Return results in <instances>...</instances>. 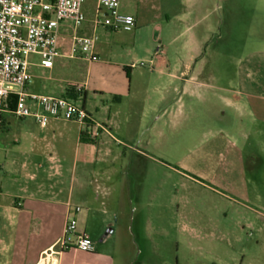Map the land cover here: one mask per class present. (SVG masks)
Returning <instances> with one entry per match:
<instances>
[{"label":"rangeland","instance_id":"obj_1","mask_svg":"<svg viewBox=\"0 0 264 264\" xmlns=\"http://www.w3.org/2000/svg\"><path fill=\"white\" fill-rule=\"evenodd\" d=\"M95 5L94 0H88L84 7L93 14ZM138 6V0L121 1L124 14H136ZM153 7L176 23L173 15L180 0H152L143 14L148 22ZM231 10L230 36L213 47L215 58H220L210 63L218 75L210 83L231 88L246 82L248 89H254L264 85V0H232ZM92 34L97 37L99 60L128 66L135 62L137 71L146 69L148 64L139 62L147 63L144 60L151 48L158 46L151 23L137 30L135 38L133 31L114 30L109 23L98 25ZM166 42L162 40L168 46ZM72 61L86 69L83 61ZM31 68L38 70L35 65ZM244 70L253 76L245 77ZM62 71L56 70L51 79L47 73L41 74L45 77H34L33 83L63 84L79 78ZM221 92L203 88L192 108L184 98L186 106L181 112L173 107L160 120L153 116L162 110L148 108L156 98L154 93L145 99H125L119 106L114 129L119 142L113 143L123 154L114 166L124 168V174L115 180L110 200L123 206L110 207L117 210L110 221L117 232L107 238L106 245L101 237H90L101 246L99 251L106 249L113 264H239L242 244L236 234L246 231L255 241L264 231V215H258L256 226L250 227L246 218L255 216L245 207L246 202H257L264 214V206L259 205L261 198L264 202V131L258 133V129L264 130V122L252 121L251 116L239 119L235 110L221 101ZM259 114L264 117V110ZM245 123L250 133L246 139L241 133ZM24 128L27 126L20 120H13L4 145L8 152L24 149ZM136 149L147 156H140ZM12 160L6 159L0 148V165ZM210 249L216 252L214 261Z\"/></svg>","mask_w":264,"mask_h":264},{"label":"crops","instance_id":"obj_2","mask_svg":"<svg viewBox=\"0 0 264 264\" xmlns=\"http://www.w3.org/2000/svg\"><path fill=\"white\" fill-rule=\"evenodd\" d=\"M138 1L137 13H127L136 17L133 36H137V30L144 24L151 23L153 41L158 43L144 60L148 64L146 69L137 71L138 63L135 62L128 66L101 60L90 62L82 57H58L51 69L38 65H35L38 70L31 68L33 78L45 77L47 73L46 77L51 79L56 70L79 77L63 84L46 85L43 82L38 86L32 78L29 88L37 93L64 96L82 105L93 121L103 126L97 139L82 140L84 126L74 120L52 118L46 127H42L33 117L4 114L0 148L5 150L6 159L13 160L0 165V264H113L106 249L99 251L101 246L95 241L96 249L85 252L74 245V237L68 245H62V239L64 228L72 217L77 220L78 232H85L91 238L101 237L102 245L117 232L110 222L117 210L110 207L122 204L110 200V195L118 175L124 174V168L114 166L123 152L118 151L113 142H119L114 129L120 114L119 106L125 99H145L146 95L154 93L156 98L148 108L162 110L153 116L160 120L173 107L181 112L186 106L184 98L189 100L188 106L192 108L194 98L203 88L210 87L222 91L219 98L226 107L235 110L239 119L251 116L252 121L264 122V117L259 114L264 110V85L248 89L246 82L231 88L210 83L218 77L210 63L220 58H215L216 48L213 47L230 36L233 28L230 19L232 0H180V8L173 15L174 25L170 15L155 7L151 8L154 12L148 22L143 14L152 0ZM85 3L86 21L80 32L89 35L98 26L94 25L95 7L91 14L85 10ZM237 10L239 12L241 8ZM119 11L124 13L121 4ZM101 17L110 24L111 18L105 9L101 11ZM164 39L168 46L162 43ZM72 60L83 61L86 69ZM244 74L248 78L253 76L250 71L244 70ZM74 83L84 86L79 91ZM13 120H20L27 126L21 131L25 144L24 149L8 152L4 145ZM263 131L258 129L260 134ZM241 133L245 139L250 135L246 123L242 124ZM136 152L147 156L142 150L136 149ZM13 163L18 165L13 166ZM256 203H245L247 210L255 216L246 218L250 227L256 226L258 215H264ZM259 203L264 206L262 198ZM78 206L80 210L76 209ZM235 237L242 244L238 251L239 264H264L263 230L255 241L246 231ZM209 252L214 261L215 250Z\"/></svg>","mask_w":264,"mask_h":264},{"label":"built area","instance_id":"obj_3","mask_svg":"<svg viewBox=\"0 0 264 264\" xmlns=\"http://www.w3.org/2000/svg\"><path fill=\"white\" fill-rule=\"evenodd\" d=\"M87 1L0 0V128L4 114L10 113L17 118L33 117L42 127L52 118L74 120L84 126L86 137L98 138L103 126L94 122L82 105L64 96L37 93L29 88L32 65L51 69L58 57L99 60L95 52L97 37L80 32L86 21L83 4ZM94 1L95 26L105 24L101 17L105 9L112 28L125 31L135 28L136 17L119 11L122 0ZM33 56L38 59L33 61ZM73 86L80 91L84 85ZM73 237L78 249L85 252L96 249L85 232L77 231V220L72 217L64 228L62 245L70 244Z\"/></svg>","mask_w":264,"mask_h":264},{"label":"trees","instance_id":"obj_4","mask_svg":"<svg viewBox=\"0 0 264 264\" xmlns=\"http://www.w3.org/2000/svg\"><path fill=\"white\" fill-rule=\"evenodd\" d=\"M81 137H82V140H90L89 138H87V137L85 136V133H84V132L81 134Z\"/></svg>","mask_w":264,"mask_h":264}]
</instances>
